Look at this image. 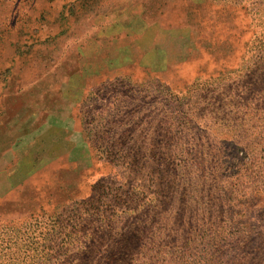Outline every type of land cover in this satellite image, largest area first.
<instances>
[{
    "label": "rangeland",
    "instance_id": "obj_1",
    "mask_svg": "<svg viewBox=\"0 0 264 264\" xmlns=\"http://www.w3.org/2000/svg\"><path fill=\"white\" fill-rule=\"evenodd\" d=\"M262 47L264 0H0V251L264 264ZM213 177L222 203L184 193Z\"/></svg>",
    "mask_w": 264,
    "mask_h": 264
},
{
    "label": "trees",
    "instance_id": "obj_2",
    "mask_svg": "<svg viewBox=\"0 0 264 264\" xmlns=\"http://www.w3.org/2000/svg\"><path fill=\"white\" fill-rule=\"evenodd\" d=\"M264 51V47H262L259 52ZM257 54H253L252 59L256 56ZM226 100H228V104L230 105V107H237L238 104H240L241 101L235 99L234 97H226ZM234 114H236L235 112H233ZM238 120H240L241 118H237ZM219 120H221L222 122H224L225 119H221L219 118ZM224 143H226V145H230L233 146L238 153L242 152V156L240 157L241 160L245 161V159H256V155L254 153V149L253 146L254 144H257L255 141H242L240 143V145H238V143L235 140H230L229 142L227 140L224 141ZM243 144V147L241 146ZM180 147V146H179ZM145 151H150V153L153 152L154 149L159 148L158 145H147V147H144ZM118 152H123L122 149H119ZM171 158H175L174 161L171 162V160H169V177H181L183 175H187V174H193V171L191 169L192 165H196V156L194 154V156H192L191 159H187L185 158L184 151L181 150H176L174 149V147L171 148ZM175 156V157H173ZM145 158V156H144ZM190 183L193 186H190L189 189H184V193H186L187 191H190L191 193H194L193 195L197 198L201 197L202 193L206 194V198L207 200L210 201V203H214V204H220L223 202L224 199V192L221 191L220 185H219V181L217 179V177H213L212 180L210 181H205L202 179H191L189 180ZM173 192V201L174 203L176 201H178L180 199L179 194L182 192L181 189H178ZM221 193V195L219 194ZM221 196V197H220ZM19 250V249H18ZM18 250L13 252V253H2V251H0V264H19L22 262V260L27 259V262L29 261V264H34V255L32 254H26L27 256L23 259L21 258L20 254H18ZM7 255V256H6ZM33 261V262H32Z\"/></svg>",
    "mask_w": 264,
    "mask_h": 264
}]
</instances>
